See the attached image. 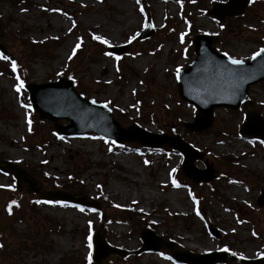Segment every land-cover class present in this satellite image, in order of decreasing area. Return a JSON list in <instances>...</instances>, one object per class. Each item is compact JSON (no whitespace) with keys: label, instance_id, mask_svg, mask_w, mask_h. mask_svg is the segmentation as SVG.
<instances>
[{"label":"rangeland","instance_id":"obj_1","mask_svg":"<svg viewBox=\"0 0 264 264\" xmlns=\"http://www.w3.org/2000/svg\"><path fill=\"white\" fill-rule=\"evenodd\" d=\"M219 1L225 0L0 2L7 50L0 53L7 57L0 58V159L20 164L45 192L86 196L100 204L99 211H80L45 203L0 173V217L14 216L0 231V264H88L87 238L91 235L93 244L99 231L128 252L102 264H175L166 247L133 254L147 229L195 254L227 249L245 258L264 256V207L258 204L264 195V143L240 137L243 108L217 109L212 127L189 132L184 123L193 122L198 112L177 94L176 69L194 61L195 36L218 35L214 46L239 60L264 48V0H252L242 17L214 22L209 12ZM149 21L154 33L141 40ZM94 35L109 44L93 40ZM77 43L81 47L73 55ZM112 46L128 49L116 60L105 55ZM17 77L24 86L74 80L79 93L107 104L123 127L181 136L203 154L196 166H213L215 180L198 185L183 177L182 157L169 147L119 146L95 135L59 139L53 124L41 122L31 106L21 107L30 103L24 86L15 91ZM249 94L264 116V82ZM12 194L20 198L14 200V213L5 206Z\"/></svg>","mask_w":264,"mask_h":264},{"label":"water","instance_id":"obj_2","mask_svg":"<svg viewBox=\"0 0 264 264\" xmlns=\"http://www.w3.org/2000/svg\"><path fill=\"white\" fill-rule=\"evenodd\" d=\"M4 1V0H0ZM250 0H227L215 4L210 16L216 21H227L241 17ZM154 33V27L148 22L140 39L149 38ZM6 33L2 30L0 21V51L6 53L1 42ZM218 36L199 34L193 39L192 45L196 59L188 69L182 71L178 77V95L186 103L193 106L198 114L194 121L185 123L190 132L208 130L214 123L216 109L228 108L238 110L244 107L247 113L244 117L240 136L260 139L264 142V117L252 109V101L248 99L249 90L264 82V53L255 59L243 61L241 65L229 62V56L218 52L214 47ZM110 52L122 55L127 48L111 47ZM32 109L38 114L41 121L52 123L55 130L65 137H78L88 133L95 134L117 144L133 143L145 148L157 149L169 146L183 156L182 170L184 175L196 184L210 183L216 177L212 165L206 169L195 166V162L203 158L189 143L180 136H171L146 131L136 125L123 128L114 118L113 112L103 104L93 103L80 95L74 82L65 78L45 84H29L26 86ZM61 121L66 124H59ZM0 171L13 174L19 185L29 187L42 201H60L67 204L80 205L99 210V204L92 203L86 196H75L63 192H44L39 184L31 179L26 171L12 162L1 163ZM258 204L264 206V195L259 198ZM9 220L0 219V230ZM217 237V232L213 231ZM142 247L134 254L159 251L162 247L169 250L170 257L179 264H226L235 260V257L224 251H213L206 254L179 250L174 242L167 241L152 230H146L141 235ZM126 251L119 250L108 244L104 234L99 232L94 238L93 262L102 264L112 256H127ZM240 264H264V257L257 259L236 258Z\"/></svg>","mask_w":264,"mask_h":264},{"label":"snow or ice","instance_id":"obj_3","mask_svg":"<svg viewBox=\"0 0 264 264\" xmlns=\"http://www.w3.org/2000/svg\"><path fill=\"white\" fill-rule=\"evenodd\" d=\"M221 27H223V25H221ZM92 39L93 40H96V41H99L101 44H109V42L106 39H103L100 36H95L94 35V36H92ZM131 39H135V36H133ZM181 41H183V34L181 35ZM109 46H111V45H109ZM80 47H81V44L80 43H77L75 45V47L72 49L73 55L76 53V50L79 49ZM261 53H264V48H261V49H259V51L253 53V56L251 58L252 59H255V57L256 56H259ZM105 55H109L110 56L111 53H105ZM225 55H227V54H225ZM0 58L7 59V57H0ZM68 59H72V56H69ZM115 59L116 60H119L120 57L117 56V57H115ZM229 62L231 64H233V65H241L243 63L242 60L233 59V58H229ZM12 71L13 72L16 71V64H15L14 61L12 62ZM179 72H180V69L177 68L176 69L177 76H179ZM17 80L19 81V77H17ZM23 86H24L23 85V81H19L18 85L15 88V91L17 93H19L21 91V89L23 88ZM93 103H95V101H93ZM104 106L107 107V104H105ZM21 107H30V105H23L22 104ZM28 124H29V126L31 125V121L30 120L28 121ZM29 130H31L30 127H29ZM58 138L59 139H63V137H58ZM106 143H107V141H106ZM109 151H111V149H109ZM144 163L147 164L148 161H145ZM173 172H175V169H173ZM172 185H173V187H179V185L176 183L175 180L172 181ZM13 203H15V202H13ZM36 203H40V201H37ZM45 203H52V201H46ZM80 211H84V209L81 208ZM197 215H199V213H197ZM87 240H88L87 247L89 249V253H88L87 260H88V264H92V252H91V250H92L93 244H92V237H91V235L88 236ZM225 251H227V249H225ZM233 255H235V253H233Z\"/></svg>","mask_w":264,"mask_h":264},{"label":"trees","instance_id":"obj_4","mask_svg":"<svg viewBox=\"0 0 264 264\" xmlns=\"http://www.w3.org/2000/svg\"><path fill=\"white\" fill-rule=\"evenodd\" d=\"M181 175L183 176V174L181 173ZM184 177V176H183Z\"/></svg>","mask_w":264,"mask_h":264},{"label":"flooded vegetation","instance_id":"obj_5","mask_svg":"<svg viewBox=\"0 0 264 264\" xmlns=\"http://www.w3.org/2000/svg\"><path fill=\"white\" fill-rule=\"evenodd\" d=\"M20 188V187H19Z\"/></svg>","mask_w":264,"mask_h":264}]
</instances>
